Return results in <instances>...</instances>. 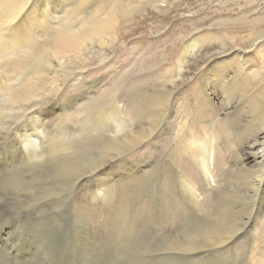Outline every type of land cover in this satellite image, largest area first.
<instances>
[{"label":"rangeland","instance_id":"rangeland-1","mask_svg":"<svg viewBox=\"0 0 264 264\" xmlns=\"http://www.w3.org/2000/svg\"><path fill=\"white\" fill-rule=\"evenodd\" d=\"M98 1L86 0L73 20L74 31L95 30L94 21H106L112 36L103 43L96 36L87 38L73 57L59 52L63 60L58 70L49 67L57 63L53 49L58 41L52 37L49 42V37L41 38L32 44L36 49L19 53L23 56L18 59L0 50V149L22 148L26 133L42 153L11 165L4 161L0 190L5 176L21 175L19 183L41 200L36 205L15 197L7 204L0 195V224L20 220L11 237L18 242L26 228L36 227L28 222L45 220L37 226L36 238L28 236L31 249L22 255L39 257L38 264H264V200L248 189L254 173L241 166L251 153V139L264 129L258 125L264 119V0H102L96 10ZM41 71L51 76L43 88L33 79ZM213 81L218 93L212 96L214 105L206 99ZM152 133L156 137L145 139ZM207 154L219 183L212 180L203 188L200 169ZM20 160L24 168L17 172ZM103 165L117 174L113 181L92 188L85 181L93 191L84 200L81 191L72 192L76 178ZM255 166L250 163L249 168ZM67 178V192L63 187L55 192L58 209L43 211L41 202L48 197L42 192L49 196L50 187ZM118 190L124 192L119 196ZM111 203V217L88 214L89 207ZM116 203H123L128 218L116 211ZM1 239L0 264H18L9 258L7 237Z\"/></svg>","mask_w":264,"mask_h":264},{"label":"bare ground","instance_id":"bare-ground-1","mask_svg":"<svg viewBox=\"0 0 264 264\" xmlns=\"http://www.w3.org/2000/svg\"><path fill=\"white\" fill-rule=\"evenodd\" d=\"M86 4V0H0V50L1 51H4L3 53L7 52L9 53L8 55H11L13 56L14 58L17 57L18 59V56L19 55H22L24 53L22 52H25L26 51H29L34 49L35 47L32 45V44H36V42H38L39 40H41V38H44L46 39L45 41H50L52 40V38L54 40H57L58 41V44L54 47V51H55V55L53 56L54 60L57 61V63H51L50 64V69L53 70V69H57V67H61L62 65L61 64V61L63 60V58L60 56L59 52H63V53H68L70 55L68 56H71L73 57V51L74 52H79L81 51L82 49L85 48V43H86V40L87 38H90L92 36H96L100 41L101 43H103V39H107L108 38V35L109 36H112V29H111V25L108 24L106 21H94L93 24H96V28L95 30H81L80 32H76L74 31L76 28L73 27V20L75 19V17L77 16L78 12L80 11V9ZM102 8V0H99L97 2V6H96V10H100ZM97 24L99 25L98 28H97ZM82 27V26H81ZM79 29V28H78ZM73 31V33H72ZM73 35V36H72ZM52 37V38H51ZM44 41V42H45ZM48 41V42H49ZM41 42V41H40ZM47 42V43H48ZM45 44V45H50L52 46L53 43H50V44ZM92 45V44H91ZM36 49V48H35ZM33 52V51H32ZM19 53H22V54H19ZM28 53V52H27ZM31 54V53H30ZM23 56V55H22ZM67 56V57H68ZM21 57V56H20ZM43 59H45L43 57ZM2 60V59H1ZM13 60V59H12ZM46 60V59H45ZM21 61V60H20ZM42 61V60H41ZM49 61V60H47ZM78 61V60H77ZM81 61V60H79ZM12 62V61H11ZM28 63V62H27ZM70 63V62H69ZM77 63V62H76ZM44 64V63H43ZM81 64V63H80ZM23 65V64H22ZM20 66V65H19ZM46 66V65H45ZM69 66V65H68ZM47 67V66H46ZM12 68H15V67H12ZM45 68V67H44ZM66 68V67H64ZM244 68V66H243ZM39 69V67H38ZM49 69V68H48ZM240 69V68H239ZM10 70V69H9ZM41 70V69H40ZM86 71V69H84ZM47 71V70H46ZM54 71V70H53ZM182 71V70H181ZM232 71V70H231ZM240 71V70H238ZM237 71V72H238ZM242 71V69H241ZM244 71V69H243ZM57 72V71H56ZM59 72V71H58ZM236 72V71H235ZM236 72V73H237ZM246 72V71H245ZM42 73V71H41ZM48 72H44L41 74L40 78L39 76H37L38 74L34 75L35 77H33V79H35L37 82H38V86L39 88H43L45 87V85L49 82L48 80V75L49 73L47 74ZM234 72H232L233 74ZM226 74H228L226 72ZM13 75V74H12ZM249 75V74H248ZM17 76V75H16ZM33 76V75H32ZM50 76V75H49ZM235 76V75H234ZM51 77V76H50ZM221 77V76H220ZM44 78V79H42ZM230 78V76H229ZM55 79V78H54ZM217 79V78H216ZM226 79V78H225ZM237 79V78H236ZM248 79V77H247ZM54 81V80H53ZM174 81V80H173ZM231 81V80H230ZM229 81V82H230ZM234 81V80H232ZM248 81V80H246ZM56 82V81H55ZM59 82V80H58ZM168 82V81H167ZM222 82V81H221ZM225 82V81H224ZM172 83V82H171ZM241 83V81H240ZM250 83V82H249ZM12 84V83H11ZM58 84V83H57ZM174 84V83H173ZM216 84L215 81H213L212 83H210L207 91H206V99H207V102H212L213 98L212 96L214 94L218 95L217 93V90H216V86L214 85ZM54 85H56L54 83ZM222 85V84H221ZM232 85V84H231ZM60 86V85H59ZM59 86L58 89H59ZM167 86V84H166ZM208 86V85H207ZM244 86V85H243ZM48 87V86H47ZM172 87V86H171ZM218 87V86H217ZM246 87V86H245ZM6 88H8L6 86ZM202 88V87H201ZM204 88V87H203ZM202 88V89H203ZM223 88V87H222ZM164 89V88H163ZM218 89V88H217ZM226 90V89H225ZM234 90V89H233ZM47 91V90H46ZM164 91V90H163ZM242 91V90H240ZM45 92V91H44ZM166 92V91H165ZM222 92V91H221ZM47 93V92H46ZM56 93V92H55ZM157 93V92H156ZM226 93V92H225ZM238 93V92H237ZM244 93V92H243ZM246 93V92H245ZM45 94V93H44ZM170 94V93H169ZM223 94V93H222ZM228 94H231L229 93L228 91ZM235 94V93H234ZM160 95V94H159ZM215 95V96H216ZM232 95V94H231ZM242 95V94H241ZM240 95V96H241ZM155 96V95H154ZM165 96V95H164ZM224 96V95H223ZM239 96V97H240ZM247 96V95H246ZM157 97V96H155ZM220 97V96H219ZM230 97V96H229ZM232 97V96H231ZM238 97V98H239ZM242 97V96H241ZM225 98V97H224ZM36 99V98H34ZM212 99V100H211ZM218 99V98H217ZM220 99V98H219ZM223 100V98H221ZM220 99V100H221ZM232 99V98H231ZM225 100V99H224ZM236 100V99H235ZM122 101V100H121ZM154 101V100H153ZM168 101V100H166ZM215 101V100H214ZM227 101V100H226ZM231 101V100H230ZM218 102V101H217ZM169 103V102H168ZM235 103V102H234ZM73 104V103H72ZM125 104V107L127 106L126 105V102H124ZM154 104V103H153ZM222 104V103H221ZM228 104L230 105V103L228 102ZM227 104V105H228ZM156 105V104H155ZM159 105V104H157ZM168 105V104H167ZM214 105V104H213ZM217 106V104H215ZM239 105V103H238ZM240 106V105H239ZM239 106H236L239 108ZM30 107V106H29ZM122 107V106H121ZM221 107V106H220ZM241 107V106H240ZM168 108V107H167ZM216 108V107H214ZM219 108V107H218ZM222 108V107H221ZM223 109V108H222ZM229 109V108H228ZM234 109V108H233ZM248 109H250L248 107ZM120 110V109H119ZM211 110V109H210ZM209 110V111H210ZM218 111V109H217ZM233 111V110H232ZM39 112V111H38ZM166 112V111H165ZM214 112V111H213ZM221 112V111H220ZM238 112L237 109L234 110V113ZM247 112V111H246ZM245 112V113H246ZM61 113V112H60ZM210 113V112H209ZM226 113V112H225ZM224 113V114H225ZM241 113V112H240ZM248 113V112H247ZM41 115V113H39ZM211 114V113H210ZM230 114V113H229ZM244 114V113H243ZM257 114V113H256ZM216 115V114H214ZM220 115V114H219ZM242 115V114H241ZM240 115V116H241ZM152 116V115H151ZM169 116V115H168ZM206 116V115H205ZM229 116V115H228ZM234 116V115H233ZM145 117V116H144ZM171 117V116H169ZM199 117V116H198ZM237 117V116H236ZM244 117V116H243ZM242 117V118H243ZM248 117V116H247ZM251 117V116H250ZM156 118V117H155ZM216 118V117H215ZM221 118V116H220ZM225 118V117H224ZM253 118V117H251ZM199 119L201 120L202 118L199 117ZM210 119V118H208ZM223 119V118H222ZM18 120V119H17ZM146 120V119H145ZM158 120V119H157ZM204 120V119H203ZM44 121V120H43ZM115 121V120H114ZM147 121V120H146ZM207 121V120H206ZM215 121V120H214ZM248 121V120H247ZM202 122V121H201ZM200 122V123H201ZM208 122V121H207ZM210 122V121H209ZM223 122V121H222ZM159 123V122H158ZM178 123V122H177ZM182 123H185V122H182ZM203 123V122H202ZM241 123V122H240ZM150 124V123H149ZM197 124V123H196ZM205 124V123H204ZM207 124V123H206ZM244 124V123H243ZM242 124V125H243ZM248 124V123H246ZM253 124V123H252ZM256 124V123H255ZM186 125V123H185ZM230 125V124H229ZM241 125V126H242ZM249 125V124H248ZM259 126H264V119H261L260 122L258 123ZM186 126H189L190 125H186ZM219 126V125H218ZM247 126V125H246ZM252 126V125H251ZM250 126V127H251ZM208 127V126H206ZM237 127V126H236ZM255 127V126H254ZM186 128V127H185ZM214 128V127H213ZM242 128V127H241ZM189 130V128H188ZM262 131L260 133H257L253 139V144L251 145V148L249 150H251V153L250 154H246L244 156V159L242 160V170H244L246 173L247 171H249V173L253 174L251 175V177L248 175V178L249 181H248V189L249 190H254V191H257L256 194L258 195L259 198H262L264 200V129H261ZM27 132V131H26ZM135 132V131H134ZM141 132V131H140ZM153 132V131H152ZM188 132V131H187ZM211 132V131H210ZM250 132V131H249ZM154 133H157V132H154ZM152 133V135L150 134V136L148 137H145V139L147 138H154L156 137V135ZM190 133V132H189ZM246 133V132H245ZM136 134V133H135ZM212 134V133H211ZM37 135V134H35ZM155 135V136H154ZM8 136V135H6ZM21 136V135H20ZM24 139L22 142H24V144H22V148H17V147H8L6 150H1L0 149V169H2L3 167V163L4 161H7L8 162V165L13 162V161H18L19 158H26L27 161L29 159H34L36 157V155L40 154L41 152H39V150H36L37 147H38V144H35V143H30L31 141L29 140V137L27 136L26 137V133H24ZM211 136V135H210ZM263 136V137H262ZM70 137V136H69ZM135 137V136H134ZM133 137V138H134ZM143 137V138H144ZM186 137V136H185ZM262 137V138H261ZM13 138V137H12ZM136 138V137H135ZM141 137H138V139L140 140ZM9 139V138H8ZM22 139V137L20 138V140ZM31 139V137H30ZM249 139V138H248ZM18 140V138H17ZM135 140V139H134ZM192 140V139H191ZM207 140V138H206ZM211 140V139H209ZM215 140V139H214ZM218 140V139H217ZM46 141V140H45ZM149 141V140H148ZM222 141V140H221ZM39 142V141H38ZM146 142V141H145ZM188 142V141H187ZM205 142V141H204ZM212 142V140H211ZM252 142V141H251ZM20 143V142H19ZM30 143V144H29ZM51 143V142H48V144ZM61 143V142H60ZM198 143V142H197ZM16 144V143H15ZM62 144V143H61ZM117 144V143H116ZM200 144V143H199ZM224 144V143H223ZM242 144V143H241ZM29 145V146H28ZM41 145V144H40ZM50 145V144H49ZM127 145V143H126ZM189 145V144H188ZM191 145V144H190ZM250 145V144H249ZM3 146V145H2ZM31 146V147H30ZM67 146V145H66ZM118 146V145H116ZM184 146V145H183ZM201 146L204 148L203 145H199V147L201 148ZM227 146V145H226ZM5 147V146H4ZM50 147V146H49ZM52 147V146H51ZM119 147V146H118ZM117 147V148H118ZM123 147V146H122ZM133 147V146H132ZM186 147V146H185ZM188 147V146H187ZM229 147V146H228ZM1 148V147H0ZM29 148L32 149L29 150ZM189 148V147H188ZM199 148V149H200ZM223 148V147H221ZM243 148V147H242ZM39 149V148H38ZM45 149V148H44ZM60 149V148H59ZM128 149V148H127ZM187 149V148H186ZM192 149V148H191ZM210 149L209 147H206V150ZM247 149V148H246ZM24 150H25V156H24ZM120 150V149H118ZM124 150V149H123ZM47 151V150H46ZM193 151V150H192ZM195 151V150H194ZM193 151V152H194ZM198 151V150H197ZM196 151V152H197ZM224 151V150H223ZM51 152V150H50ZM55 152V151H54ZM57 152V151H56ZM188 152V151H187ZM64 153V152H63ZM208 154L211 153L212 155V152L209 150L207 151ZM42 154V153H41ZM51 154V153H49ZM62 154V153H61ZM113 154V153H112ZM208 154L206 155V157H204V159L208 160V162H204L202 166V168L200 169V173L202 175V178H203V185L202 187L203 188H207L208 187V184H210V182L212 180L215 181L216 184L219 183L218 179L216 178V175L214 174V170H212V162L210 161V158L211 156L209 157ZM238 154V153H236ZM44 155V154H43ZM72 156V154H70ZM108 155V154H107ZM193 155V154H192ZM40 156V155H39ZM45 156V155H44ZM52 156V155H51ZM62 156V155H61ZM69 156V155H68ZM123 156V155H122ZM194 156V155H193ZM54 157V156H53ZM67 157V156H66ZM78 157V156H77ZM195 158L199 159L200 158V152L196 154V156H194ZM42 158V157H41ZM98 158V157H97ZM114 158V157H113ZM123 158V157H122ZM25 159V160H26ZM120 159V158H119ZM37 160V159H36ZM46 160V159H45ZM59 160V159H58ZM124 160V158L122 159ZM193 160V159H192ZM26 161V162H27ZM72 161V160H71ZM95 161V160H94ZM37 162V161H36ZM63 162V161H62ZM61 162V163H62ZM15 163V162H14ZM52 163V162H51ZM145 163V162H144ZM192 163V162H191ZM250 163H255L257 166H255L256 168L254 167H250L249 168V165ZM13 164V163H12ZM27 164V163H26ZM29 164V163H28ZM33 164H36V163H33ZM44 164V163H43ZM50 164V163H49ZM68 164V163H66ZM70 164V163H69ZM146 164V163H145ZM32 165V164H31ZM37 165V164H36ZM58 165V164H57ZM75 165V164H74ZM73 165V166H74ZM78 165V164H77ZM144 165V164H143ZM147 165V164H146ZM229 165V164H227ZM24 165H22V160H20L18 162V164L15 166V170L17 172L21 171L24 167ZM35 166V165H34ZM38 166V165H37ZM65 166V165H64ZM97 166V165H96ZM226 166V165H224ZM252 166V165H251ZM26 167V166H25ZM78 167V166H77ZM137 167V166H136ZM57 168V167H56ZM73 168V167H72ZM79 168V167H78ZM88 168V167H87ZM112 168V166H111ZM237 168V167H236ZM249 168V170H248ZM37 169V168H36ZM67 169V168H66ZM107 169H110L109 166L107 165H103L101 168L99 169H96L94 171H92L88 176H81L80 178H76L75 180V183L71 182L69 183V178L67 179H62V180H58L57 182L58 183H54L55 185L52 187H50V191H49V196L47 194H45L44 192L43 195L45 197H48V199L44 202L42 200L41 202V205H43L42 209L43 211H50V210H57L58 207V204H59V201L60 199L59 198H56V195H55V192L57 191H61L62 187L64 188V193L67 192V188H69L70 184L72 186V192H73V188L75 191H81L82 194H81V199H86L88 196H89V192L91 190H89L88 188H86V184H85V181L89 182L90 184V187H94V185H98V184H101V183H104V182H111L113 181L112 178L114 177H117V174H113L112 172L108 173L107 172ZM117 169V168H116ZM130 169V168H129ZM139 169V168H138ZM137 168L133 169L132 172H136V170H138ZM161 169V168H160ZM6 170V169H5ZM73 170V169H72ZM123 170V168H122ZM125 170V169H124ZM142 170V169H141ZM241 170V169H240ZM10 171V170H8ZM27 171V170H26ZM25 171V172H26ZM37 171V170H36ZM82 171V170H81ZM127 171V170H126ZM15 172V171H14ZM16 172V173H17ZM44 172V171H43ZM55 172V171H54ZM66 172V171H65ZM142 172V171H141ZM144 172V171H143ZM11 173V172H10ZM13 173V172H12ZM33 173V172H32ZM31 173V174H32ZM69 173V172H68ZM172 173V172H171ZM14 174V173H13ZM77 174V173H76ZM123 174V173H122ZM127 174V173H126ZM131 174V173H130ZM24 175V173H23ZM37 175V174H36ZM35 175V177H36ZM43 175V174H42ZM54 175V173H53ZM75 175V174H74ZM83 175V174H82ZM120 175V173H119ZM133 175V174H132ZM140 175V174H139ZM15 176V175H14ZM21 176V175H20ZM19 175L18 176H15V178L13 177H4L5 180H4V188L6 191H3V190H0V195H1V199H2V202L3 203H7L9 204L8 202H10L11 200H15V197H19L20 199H23V198H27L30 202H35L36 205L40 203V200H39V194L34 192L32 189L28 188L26 185L24 184H20L19 183V180H20V177ZM68 176V175H67ZM71 176V175H69ZM78 176V175H77ZM2 177V176H1ZM26 177V175L24 176ZM120 177V176H119ZM125 177V176H124ZM127 177V176H126ZM201 177V176H200ZM56 178V177H55ZM131 178H133L131 176ZM247 178V177H246ZM14 179H16L18 181V184L17 186L13 187L10 186V182H13ZM39 179V178H38ZM122 179V177H121ZM130 179V178H129ZM216 179V180H215ZM15 180V181H16ZM24 180V179H23ZM49 180V179H47ZM53 180V179H52ZM115 180V179H114ZM154 180V179H153ZM43 181V180H42ZM73 181V180H72ZM118 181V180H117ZM246 182V180H244ZM38 182V181H37ZM50 182V181H49ZM119 182V181H118ZM158 182V181H157ZM197 182V181H196ZM1 183V182H0ZM28 183V182H27ZM43 183V182H42ZM47 183V181H46ZM116 183V182H115ZM40 184V183H39ZM108 184V183H107ZM118 183H116L115 185H117ZM124 184V183H123ZM32 185V184H31ZM42 185V184H41ZM114 185V184H113ZM119 185V184H118ZM126 185V184H124ZM123 185V187H124ZM189 186H192L191 184L188 183ZM211 185H213L211 183ZM47 186V185H46ZM122 186V185H121ZM120 186V187H121ZM245 186V185H244ZM246 186V187H247ZM107 187V186H106ZM122 187V188H123ZM133 187V186H132ZM166 187V186H165ZM169 187V186H168ZM111 188V186L109 187ZM117 188V187H116ZM121 188V189H122ZM126 188V186H125ZM162 188V187H161ZM188 188V187H187ZM190 189L194 190V191H198L197 189L193 188V187H189ZM94 189V188H93ZM115 189V188H114ZM124 189V188H123ZM186 189V188H185ZM102 190V189H100ZM120 190V189H119ZM117 191L116 193L120 196L122 194V192L124 191ZM74 191V192H75ZM93 191V190H92ZM92 191L90 193H92ZM96 191V189L94 190ZM103 191V190H102ZM218 191V190H217ZM125 192H129V191H125ZM146 192V191H145ZM151 192V191H150ZM95 193V192H94ZM93 193V194H94ZM136 193V192H135ZM190 193V192H189ZM188 193V194H189ZM254 193V192H253ZM93 194H91L90 196H92ZM102 194V193H101ZM111 194V193H109ZM124 194V193H123ZM127 194V193H126ZM125 194V196L127 197V195ZM133 194V193H132ZM146 194V193H145ZM193 194V193H191ZM96 195V194H95ZM113 195V194H112ZM112 195H110L111 197H113ZM130 195V194H129ZM128 195V197H129ZM142 195V194H141ZM168 195V194H167ZM74 196V195H73ZM109 196V195H108ZM152 196V195H151ZM157 196V195H156ZM76 197V196H74ZM97 197V196H96ZM96 197H92L94 198V200L96 199ZM107 197V196H106ZM123 197V196H122ZM126 197H125V201H126ZM197 197V201H199L198 199V196ZM79 197H77L78 199ZM138 198V197H137ZM73 199V198H72ZM91 199V198H90ZM110 199V198H109ZM117 198H115L116 200ZM122 199V198H121ZM153 199V198H152ZM168 199V198H167ZM258 199V198H257ZM82 200V201H83ZM111 201H113L111 199ZM110 201V202H111ZM117 201V200H116ZM124 201V202H125ZM261 201V200H260ZM72 202V201H70ZM107 202V201H106ZM114 202V201H113ZM128 202V201H127ZM21 203V202H20ZM23 203V202H22ZM76 203V202H75ZM86 203V202H85ZM146 203V202H145ZM147 203H149L147 201ZM17 204V203H16ZM19 204V203H18ZM29 204V203H28ZM78 204V202H77ZM105 204V203H104ZM117 204V203H116ZM152 204V203H151ZM160 204V203H159ZM171 204V203H170ZM199 204V203H198ZM13 205V204H12ZM81 205V204H79ZM83 205V203H82ZM88 205V204H86ZM106 205V204H105ZM101 207L100 205H98V207L100 206L99 209H97V207L95 206V209H92L91 207L89 211L91 212H88V214L93 217V218H96V217H100V216H104L103 214H107V215H111V212L113 211V213L115 212L113 210V203H111V205L107 206V207ZM150 205V204H149ZM21 206V205H19ZM63 206V205H62ZM65 206V205H64ZM85 206V204H84ZM90 206V204H89ZM92 206V205H91ZM103 206V204H102ZM116 206V207H115ZM115 209L117 212H122L123 211V214L124 212L126 211V208L123 207V203H119L117 205H115ZM131 206V205H130ZM3 207V206H2ZM78 207V206H77ZM94 207V206H93ZM148 207V206H147ZM7 208V207H6ZM14 208V207H12ZM88 208V206H87ZM170 208V207H169ZM63 209V208H62ZM68 209V208H67ZM83 209V208H82ZM150 209V208H149ZM87 209H85L84 212H86L87 214ZM18 211V210H17ZM37 211V210H36ZM72 211V210H71ZM20 213V212H19ZM45 213V212H44ZM50 213V212H49ZM69 213V212H68ZM83 213V212H81ZM4 214V212H3ZM47 214V213H46ZM52 214V213H51ZM99 214H102V215H99ZM122 214V215H123ZM175 214V213H174ZM1 215V214H0ZM18 215V213H17ZM22 215V214H21ZM28 215V214H27ZM73 215V214H72ZM117 215V214H116ZM115 215V216H116ZM125 215V214H124ZM3 216V215H2ZM9 216V215H7ZM31 216V215H30ZM130 218H131V215H129ZM150 216V215H149ZM13 217V216H12ZM60 217V216H59ZM66 217V216H65ZM70 217V216H69ZM68 217V218H69ZM73 216H71L72 218ZM107 218H109L108 216H106ZM111 217V216H110ZM117 217V216H116ZM121 217V216H120ZM124 217V216H123ZM125 217L128 218V216L125 215ZM114 218V217H113ZM126 218V219H127ZM140 218V217H138ZM149 218V217H148ZM152 218V217H151ZM4 219H7V218H4ZM10 219V218H8ZM61 219V218H60ZM66 219V218H65ZM70 219V218H69ZM98 219V218H97ZM96 219V221H98ZM103 220V218H101ZM110 219V218H109ZM3 220V219H2ZM23 220V219H22ZM26 220V218H25ZM33 220V219H32ZM35 220V219H34ZM57 220V219H56ZM62 220V219H61ZM71 220V219H70ZM86 220V219H85ZM100 220V219H99ZM106 220V219H105ZM119 219H117L118 221ZM122 220H124L122 218ZM142 220V219H141ZM152 220V219H151ZM0 221H1V218H0ZM54 221V220H53ZM95 221V220H94ZM107 222H111L110 220H106ZM137 221V220H136ZM2 222V221H1ZM4 222V221H3ZM6 222V220H5ZM4 222V223H5ZM21 221L18 220V219H14L12 220L9 224L5 225L4 223L1 225L0 224V238L3 236V234L7 237V241H6V247H7V244L9 243L10 245L7 247V250H8V255H9V258L14 260V261H18L17 263L18 264H38V261L40 260L39 257H37L38 259L35 260V259H27L25 258L24 256H22L24 253H26L27 251H29L31 249V243H29L27 240L28 236L30 234H33L34 237L36 238L35 235H38V231L40 230L39 227L37 226H41L45 223V220H40L36 223H31V222H28L30 223L31 227H35V228H26L24 231H23V234L21 236V239L20 241L18 242H15L11 239V237L13 236V234L15 233L16 231V228H17V225L18 223H20ZM35 222V221H34ZM65 222V221H63ZM72 222V221H70ZM85 222V221H84ZM101 222V221H100ZM119 223H121L120 221H118ZM125 222V220L123 221ZM22 223V222H21ZM52 223V222H51ZM66 223V222H65ZM97 223V222H96ZM103 223V222H102ZM143 224V222H140ZM139 223V224H140ZM62 224V223H60ZM71 224V223H69ZM108 224V223H107ZM141 224V225H142ZM159 224V223H158ZM56 225V224H55ZM58 225V224H57ZM109 225V224H108ZM132 225V224H131ZM157 225V224H156ZM61 227V226H60ZM63 227V225H62ZM84 227V226H83ZM95 227V226H94ZM126 227V226H125ZM140 227V225H139ZM50 228V227H49ZM57 228V227H56ZM111 228V227H110ZM113 228V227H112ZM127 228V227H126ZM133 228V227H132ZM46 229V228H45ZM44 229V230H45ZM59 229V228H58ZM64 229V227L62 228ZM70 229V228H69ZM142 229V228H141ZM43 230V231H44ZM122 230V229H120ZM127 230V229H126ZM148 230V229H147ZM42 231V232H43ZM61 231V230H59ZM69 231V230H68ZM93 231V230H92ZM41 232V231H40ZM42 232H41V235H42ZM50 232V231H49ZM55 232V231H54ZM62 232V231H61ZM48 233V232H47ZM51 233V232H50ZM92 233V232H90ZM134 233V232H133ZM147 233V232H146ZM40 234V233H39ZM76 234V233H75ZM95 234V233H94ZM44 235V234H43ZM54 235V233H53ZM61 235V234H60ZM88 235V234H87ZM95 235H98V234H95ZM132 235V233H131ZM46 236V235H45ZM43 236V237H45ZM58 236V235H57ZM83 236V235H82ZM99 236V235H98ZM133 236V235H132ZM141 236V235H140ZM47 237V236H46ZM61 237V236H60ZM65 237V236H64ZM90 237V236H88ZM137 237V236H136ZM91 238V237H90ZM97 238V237H96ZM95 238V239H96ZM215 238V237H214ZM218 238V237H217ZM215 238V240L217 239ZM4 239V238H2ZM0 240V241H3V240ZM40 239V237H39ZM48 239V238H47ZM56 239V238H55ZM60 239V238H59ZM94 239V240H95ZM134 239V238H133ZM38 240V239H37ZM42 240V239H41ZM64 240V239H63ZM132 240V239H131ZM130 240V241H131ZM213 240V239H211ZM32 241V240H31ZM58 241V240H57ZM80 241H82V239H80ZM88 241V240H87ZM217 241V240H216ZM50 242V241H49ZM92 242V240H91ZM213 242V241H212ZM63 243V242H62ZM85 243V242H84ZM89 243V242H87ZM215 243V242H214ZM213 243V244H214ZM38 244V243H37ZM83 244V243H82ZM134 244V243H133ZM51 245V244H50ZM63 245V244H62ZM99 245V244H98ZM216 245V244H215ZM52 246V245H51ZM65 246V245H63ZM76 246V245H75ZM97 246V245H96ZM36 247V246H35ZM66 247V246H65ZM1 248V247H0ZM22 248V249H21ZM80 248V247H79ZM5 249V248H4ZM84 249V247H83ZM85 250V249H84ZM128 250V249H127ZM80 251V250H79ZM101 251V250H100ZM4 252V251H3ZM113 252V251H112ZM127 253V252H126ZM174 253V252H173ZM218 253V252H217ZM0 254H3V253H0ZM133 254V253H132ZM30 255H33V254H30ZM130 255V254H129ZM144 255V254H143ZM29 256V255H28ZM145 256V255H144ZM23 257V258H22ZM210 257V256H209ZM132 258V257H131ZM136 258V257H135ZM138 259H140L138 257ZM3 260V259H2ZM5 262V260H3ZM154 261V260H153ZM148 262V261H147ZM130 264V263H129Z\"/></svg>","mask_w":264,"mask_h":264}]
</instances>
